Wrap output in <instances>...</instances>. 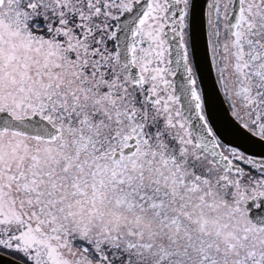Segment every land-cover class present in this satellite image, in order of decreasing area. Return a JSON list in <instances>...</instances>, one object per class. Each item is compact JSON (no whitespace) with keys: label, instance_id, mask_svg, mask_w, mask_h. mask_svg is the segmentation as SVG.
Masks as SVG:
<instances>
[{"label":"snow or ice","instance_id":"1","mask_svg":"<svg viewBox=\"0 0 264 264\" xmlns=\"http://www.w3.org/2000/svg\"><path fill=\"white\" fill-rule=\"evenodd\" d=\"M0 264H264V0H0Z\"/></svg>","mask_w":264,"mask_h":264}]
</instances>
